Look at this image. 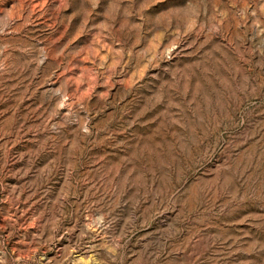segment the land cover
Listing matches in <instances>:
<instances>
[{
  "label": "rangeland",
  "instance_id": "obj_1",
  "mask_svg": "<svg viewBox=\"0 0 264 264\" xmlns=\"http://www.w3.org/2000/svg\"><path fill=\"white\" fill-rule=\"evenodd\" d=\"M0 264H264V0H0Z\"/></svg>",
  "mask_w": 264,
  "mask_h": 264
}]
</instances>
